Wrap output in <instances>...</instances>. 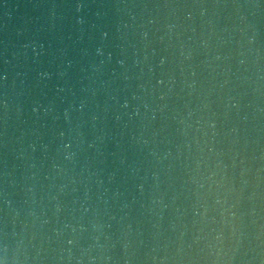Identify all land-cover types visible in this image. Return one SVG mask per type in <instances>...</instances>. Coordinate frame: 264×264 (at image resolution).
Segmentation results:
<instances>
[{
  "label": "water",
  "instance_id": "water-1",
  "mask_svg": "<svg viewBox=\"0 0 264 264\" xmlns=\"http://www.w3.org/2000/svg\"><path fill=\"white\" fill-rule=\"evenodd\" d=\"M0 264H264V0H0Z\"/></svg>",
  "mask_w": 264,
  "mask_h": 264
}]
</instances>
